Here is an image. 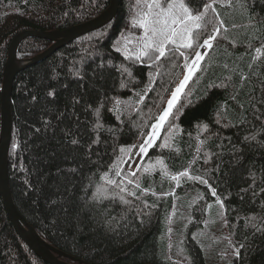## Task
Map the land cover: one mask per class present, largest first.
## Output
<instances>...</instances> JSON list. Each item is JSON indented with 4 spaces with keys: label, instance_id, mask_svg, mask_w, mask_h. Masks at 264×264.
Returning <instances> with one entry per match:
<instances>
[{
    "label": "trees",
    "instance_id": "obj_1",
    "mask_svg": "<svg viewBox=\"0 0 264 264\" xmlns=\"http://www.w3.org/2000/svg\"><path fill=\"white\" fill-rule=\"evenodd\" d=\"M110 3L0 0V137L14 38L83 24ZM184 3L203 15L191 48L168 45L159 60L148 49L137 59L144 29L134 21L147 9L120 0L114 18L15 78L13 198L66 262L264 264V0ZM52 45L27 38L17 57ZM203 48L173 115L131 172ZM0 264H49L15 229L1 190Z\"/></svg>",
    "mask_w": 264,
    "mask_h": 264
},
{
    "label": "water",
    "instance_id": "obj_2",
    "mask_svg": "<svg viewBox=\"0 0 264 264\" xmlns=\"http://www.w3.org/2000/svg\"><path fill=\"white\" fill-rule=\"evenodd\" d=\"M120 0H111L110 6L98 17L76 25L66 30L54 32L26 31L14 38L10 45L9 56L4 70V80L1 90V137H0V190L7 214L17 232L21 235L28 247L40 258L49 264H74L60 259L63 254L45 242L36 232L34 227L24 218L18 210L9 179L8 155L13 132L12 94L16 76L29 66L42 62L51 57L57 50L66 44L73 42L114 18L119 11ZM35 37L53 42V45L35 58L21 60L17 57L18 48L23 40ZM147 147V146H146ZM145 147V149H146ZM141 153L138 159L143 155ZM76 264H85L83 261Z\"/></svg>",
    "mask_w": 264,
    "mask_h": 264
},
{
    "label": "snow or ice",
    "instance_id": "obj_3",
    "mask_svg": "<svg viewBox=\"0 0 264 264\" xmlns=\"http://www.w3.org/2000/svg\"><path fill=\"white\" fill-rule=\"evenodd\" d=\"M139 2L145 4L147 11L141 13L140 18L134 21V23H138L139 27L144 29V36L141 38L143 49L136 57L137 59L141 55H148V49L155 52L157 55L154 59L159 60L166 55L168 45H176L177 49L180 47L191 48L193 46V27H200L199 21L203 19V15H193L192 11L184 3V0H173L166 8L160 4L159 0H138ZM206 7H211V5H206ZM155 9H159V11H154ZM174 9H178L179 11H173ZM210 39H214V37H210ZM204 43L208 47H211L207 40ZM196 56L197 59L191 65L185 64L187 74L176 87L175 91L172 92L171 98L167 101V108L163 110V114L159 117L158 123L153 126V133L147 141V144L151 145L154 142L159 129L163 127L168 117L173 115L172 110L176 108L181 95L184 93L185 87L198 70L201 54L197 53ZM141 150L146 151L143 146ZM181 175H187V173L185 172ZM173 179H176V177H173Z\"/></svg>",
    "mask_w": 264,
    "mask_h": 264
},
{
    "label": "rangeland",
    "instance_id": "obj_4",
    "mask_svg": "<svg viewBox=\"0 0 264 264\" xmlns=\"http://www.w3.org/2000/svg\"><path fill=\"white\" fill-rule=\"evenodd\" d=\"M206 53V48H203L201 51H200V54H201V57H202V55H204ZM200 61V60H199ZM160 130V129H159ZM159 132V131H158ZM152 133H153V130H152ZM151 136H152V134H151ZM150 136V137H151ZM150 139V138H149ZM149 144H147L146 146H148ZM147 148V147H146ZM142 158V157H141ZM141 158L140 159H137V161L136 162H134V164L131 166V168H130V170H131V172H135L136 171V169H137V167H138V165H139V163H140V161H141Z\"/></svg>",
    "mask_w": 264,
    "mask_h": 264
}]
</instances>
